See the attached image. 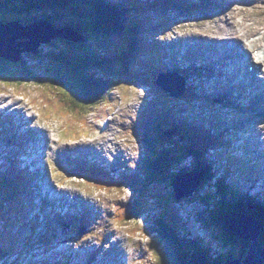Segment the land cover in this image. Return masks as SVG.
Returning <instances> with one entry per match:
<instances>
[{
	"label": "rangeland",
	"instance_id": "1",
	"mask_svg": "<svg viewBox=\"0 0 264 264\" xmlns=\"http://www.w3.org/2000/svg\"><path fill=\"white\" fill-rule=\"evenodd\" d=\"M138 2L143 3V0H138ZM148 4H152L151 0H148ZM188 2H193L196 4L195 1H189L184 0L181 1V4L178 5L177 8H172L168 6L169 3H164L163 5H166L168 8H166L163 13H160L158 15V19L165 23L170 25V28L167 29L164 33L161 34L163 38H161V43L163 45H159L162 49L156 53L155 55L151 52V57L156 60L157 55L162 56V61L159 62L165 63L168 62V65L173 68H176L177 66H182L183 63L189 64V62L184 61L183 57L179 60L175 57L174 53L168 52V48L170 47L168 42L172 40V37L174 38L176 34V38H179L180 36L183 37L182 33H178V26L179 29L182 28V26H186L189 24H195L197 21H191L179 25H175L174 22L170 24L173 20H175V17L178 14L179 10H182L184 8V5ZM147 4V2H145ZM172 5V4H170ZM197 5L194 6V9H198ZM154 13V11H151ZM132 16L134 17L135 21L140 22L149 20L147 15H151L154 17V14L152 13H136L135 11H132ZM11 15V14H9ZM229 16L228 13L217 15V17H226ZM157 18H153L152 21L155 24L161 25ZM66 19V18H64ZM259 23H261L262 19L258 18ZM214 23H209L206 25H213ZM158 25V26H159ZM149 30V29H148ZM183 30V29H182ZM238 33H241L239 29H236ZM39 31H36V34H38ZM185 33V32H183ZM39 35V34H38ZM123 38L117 39V46L122 47L123 46ZM158 38V37H157ZM153 41H158L155 38H152ZM54 41V47H51L50 44H46L45 46L41 47V57L37 59H29L26 60V66L31 65V62L34 63V65L38 66L41 70L42 67L45 65L43 63L46 62V59L44 56L46 53L50 52L51 49H54L55 47H59V42L56 40ZM173 43L176 44V39L173 41ZM66 48V47H64ZM171 51V49H169ZM175 50V47H174ZM246 50V48H245ZM68 53V52H67ZM170 55V59L166 56ZM6 62V61H5ZM208 68L205 71V76H207L210 81L207 83L206 86L208 88L210 85L217 84L218 86L225 85L223 90H219V94L223 98H227L231 101H233V105L225 107L224 111L220 113L225 125H226V131L231 130L235 137L238 138L239 136H242L244 132H246L249 128V125H244L243 129H238V126H241V124L238 122H244L248 120L251 117H254L257 113L256 111L248 110V112H244V108L242 106L243 103L241 102L240 98L236 97L234 91L230 89L229 86H227L225 83L217 82L214 78L215 75V67H217L220 63V59H216V57L211 58L210 63H206ZM146 64V63H145ZM190 65L193 64L190 62ZM150 72L156 73L155 68H153L151 65ZM143 70H148L143 65L140 66ZM4 71L0 73V89L3 88H9L11 87V84L18 85V82H12L10 79V72L12 71V67L10 64H5L3 66ZM97 78V76H95ZM43 80V78H42ZM41 81V80H40ZM186 81L188 79L186 78ZM28 84H31L32 81L27 82ZM186 83V82H185ZM116 84V89L112 90L111 96L107 99V102L102 105V103L99 106V103L95 106L91 107L88 104H85L84 102L77 101V104L74 102V105L77 109H72L68 111L70 114H74L75 111L79 113L84 108H87L86 110L88 114L87 121L91 123L95 127L97 124V130L90 129L87 125H82V123H74L76 119V114L72 115L71 117L65 118L67 124H70L71 129L67 130L65 132V135L68 136V140H66L62 136V127H65L64 124L65 121L62 120V116L55 114V111H50L51 115H55V117L50 118L49 112L45 113L42 110V106L44 108L48 107L47 102L43 101H52V97L50 92H52L51 88H55L54 85L49 84L47 81H42L41 84L38 83V87L34 86H26L20 85L17 86L14 90L18 91L20 93V96L15 95L12 91H7L6 93H1L0 97L1 99H4V101H0V107L5 106L7 104H14L11 105V110L16 111L21 110L24 112L25 108L28 112H31L26 115L27 118L32 117V122L28 123L25 120H23L21 123L14 121L16 120V116H13L14 123H17L19 126H21L22 129H19L20 134H18V146H15L13 148H9L6 146L5 143L0 142V168H3V171L10 170L13 171L12 173L21 172L22 170L28 169L31 172L32 180L30 183V189H29V195H32L34 192L36 194H40L38 190H34V187H40L38 184L34 182V177L38 171V159L40 157L43 158V154L47 153L48 159L43 160L44 165L48 167V178L47 176L44 177L45 180L48 179L49 183L52 188L55 189L56 192H70L73 194H77L85 199L91 200L95 205V209L93 210L91 216H89V220L86 218L83 214V210L81 209L79 211V217L77 218L76 213H72L70 215V208H63L62 205H55L52 199H49L47 202H43L40 206L39 202L37 203L35 198L33 197L30 200L31 208L25 209L24 201L25 199H22L23 196H18L16 194L17 199L19 200V207L20 209L16 208V205H13L12 207H8V205H1L0 204V233L1 228L3 226V222L11 221L14 225V231L18 230L17 233H21V239H23L25 242H22L21 240L17 243L14 250L11 252L9 256H7L6 260L8 262H15L14 264H32L33 256L29 253V247L30 245L33 248H37V252L43 254V252H40L42 245L41 243L46 244L47 246H57L56 249H58L56 252H48L45 251L47 255V263L48 264H60V262L56 261L54 259V253H57L60 251L61 247L59 246V243H57V240L61 237L68 236L72 239H74L77 242L83 243V240L86 238L92 243V247L94 250L96 249L98 253L101 255L106 254L108 256V259L114 261L117 259V262L121 264L120 259L115 256V251L117 252V246L118 249H121V246L126 249L127 257L125 258L126 264H161L160 260V254L159 249L156 250V248L159 246L158 239L153 235L149 234V236L145 237L140 232L136 231L132 235L127 234L128 232H131L130 229L134 230L135 226L142 227L140 222H143L147 216L143 214V216L140 218V220H132L131 222L125 225H118L116 220L113 219V209L117 208V214H120L123 209H120L114 205V201L117 200V204L119 202L122 203H129L131 201H137L140 205V209L146 211L148 213V210L150 212L148 215L150 217L154 218H163L160 213H162V208L168 212L169 215L176 216L180 220V224L182 225L183 229H186L184 232L189 233L190 237H198L200 239H203L207 242H209V238L206 237V233L199 227L197 224L191 223L190 219L193 217L192 209H188L187 206L183 204H176L174 203L171 206V200L170 198L169 203L166 205H162L160 199L162 197H170L167 194L162 193L163 191H167V193L171 192L172 189L169 188V183L166 181L165 183H153L150 184V181L145 186H138L139 183H142V177H139L140 169H139V162H137L140 159V155L138 153V146L137 143L132 135V129L137 130L136 126L139 124V127L142 128L141 120L144 118V116H148L150 120L154 119V114L158 111H161V109L158 106V101L160 105L163 107V102L165 101L164 96H159L157 99L155 95L152 93H148L146 88H137L135 86H131V88L127 89L124 88L122 84H118L117 82H114ZM122 86V87H120ZM186 86V84H185ZM209 90V89H207ZM206 90V91H207ZM206 93V92H205ZM61 92H59L57 89H55V95L59 96ZM1 95H5L2 97ZM111 98V99H110ZM202 99L203 96L201 97ZM168 99H173L170 96H168ZM189 102V112L191 113L192 110V98H188ZM9 101V102H8ZM53 101H56V99H53ZM70 103V98L67 100ZM167 102V100H166ZM73 103V102H72ZM200 101L197 102L198 105ZM60 104V103H59ZM58 104V105H59ZM191 104V105H190ZM60 108V106H58ZM102 105V106H101ZM91 107V108H90ZM98 107H101L98 109ZM175 106H171L168 108L170 112V116L173 117V120L176 121L175 117L177 119H182L184 117V107H186V103L180 104L178 107L179 109H175ZM183 107V108H182ZM1 109V108H0ZM62 109V108H61ZM37 110L41 112L39 115ZM64 110V109H63ZM99 110V111H98ZM65 111V110H64ZM66 112V111H65ZM179 112V113H177ZM10 113V111L8 112ZM189 113V114H190ZM1 114V112H0ZM251 114V115H250ZM2 115V114H1ZM3 118L4 116H1ZM66 117V116H64ZM116 119L115 125L116 131L110 134V127L107 125L108 121H113L112 119ZM5 119V118H4ZM53 119H58L57 121H54ZM132 119L136 122H133ZM126 122V124H125ZM155 122V121H154ZM177 122V121H176ZM258 125L264 124V115L260 117L259 120H256ZM96 123V124H95ZM111 128L114 127V125H110ZM154 125H150L151 131L155 133L153 130L155 128ZM39 128L41 130L42 139L46 140V152L45 147L40 143V140L36 138V134H33V131L36 128ZM37 130V129H36ZM129 131V132H128ZM3 133L2 131L0 134ZM123 133V134H122ZM32 134V135H31ZM112 134H116L117 140L114 141L113 147L111 146V151L106 152V163L108 165H102L104 166V169L106 171L111 172L112 169H116L117 176H114L117 180H120V175L131 173L133 175H137L139 177L138 180H135L138 182L135 185V188L138 189L140 192L136 194V191H134L132 188L130 189H123L120 192H112L111 191H102L97 192L95 189L90 187L85 181L77 179V177H74L73 175H69V171H72L73 164L71 162H57L53 156V153L58 157L62 152H66L68 149H76L82 150L84 153H89L84 150V146L87 143H91V145H95L100 148L104 146V143L107 139L112 137ZM220 135L227 138L226 133L221 132ZM30 135L32 136L31 139L33 141H37L39 143L34 144V149L32 152H30L27 147L30 146L28 144L30 140ZM130 135V136H129ZM57 136H60L61 138V144L59 145L57 143ZM39 137V136H37ZM26 139H28L26 141ZM178 139V137H177ZM62 142H65L67 145H63ZM27 143V147L26 144ZM100 143H102L100 145ZM236 145L237 149L239 148V145L236 143H233ZM42 147V150L39 152V148ZM163 149H169V145L166 143L162 146ZM123 149V150H121ZM140 149V147H139ZM45 152V153H44ZM80 152H75L74 154H78ZM122 153V154H120ZM116 155L117 161L115 162L113 160V157ZM242 155H246L245 152L242 151ZM29 157L33 161V166L28 167H21L20 164L23 163V160ZM65 157V155L63 156ZM10 158L9 163H5L6 159ZM4 159L3 161H1ZM27 160V159H26ZM264 160V159H263ZM50 162V163H49ZM114 165L115 167H111ZM42 175H38V177H41ZM112 176V177H113ZM255 177V176H253ZM246 180L248 181V178L246 177ZM257 182V181H256ZM249 183V182H248ZM41 184H43L42 188L46 189L47 184L46 181L41 179ZM250 184V183H249ZM23 185V184H22ZM21 185L20 188H23ZM169 188V189H168ZM3 188L0 187V197L8 199L5 195V191ZM262 189H264V186H262ZM133 192V193H132ZM184 191H180L179 195H183ZM162 193V194H160ZM37 195V196H38ZM173 195V194H172ZM43 196V199H46V195ZM158 197V198H157ZM79 200V199H78ZM77 200V201H78ZM38 201V199H37ZM173 201V200H172ZM65 202L67 205L71 206L73 205L72 200L70 198L65 199ZM37 203V204H33ZM52 203V204H50ZM161 203V204H160ZM41 207L38 211V207ZM92 206V204H91ZM93 207V206H92ZM148 208V209H147ZM3 209H9L12 210L9 213H3ZM164 211V210H163ZM10 216V217H9ZM156 216V217H155ZM77 218V219H76ZM221 225V224H220ZM220 225L215 224V231L216 233L219 232ZM23 226V227H22ZM22 227V228H20ZM222 227V225H221ZM20 228V229H19ZM91 229V230H90ZM223 229V228H222ZM84 230L85 234L82 235V237H79V232ZM183 233V232H182ZM65 237L62 238V241H64V244H68L70 241V238ZM2 247H7L5 240L0 242ZM9 245V244H8ZM71 245V244H70ZM196 250L195 252H201L203 250V247L201 244H195ZM222 249V248H220ZM115 250V251H114ZM161 251H163V246L161 245ZM36 252V253H37ZM68 254H74L76 257H74V261H80L82 263L83 260L86 261V259L90 256L91 251L88 247V245H74L72 247V251L66 250ZM237 253L233 252V249L229 251V249H226L224 251V255L227 253ZM102 259H100L96 264H101Z\"/></svg>",
	"mask_w": 264,
	"mask_h": 264
},
{
	"label": "trees",
	"instance_id": "2",
	"mask_svg": "<svg viewBox=\"0 0 264 264\" xmlns=\"http://www.w3.org/2000/svg\"><path fill=\"white\" fill-rule=\"evenodd\" d=\"M22 1L26 3L40 2L43 5L52 7L63 6L70 3V1L73 2V7L75 3H81V5L77 6V15L79 20L75 24L78 28H76L77 31L84 35V40L75 44L66 43V45H63L66 46V49L55 48L56 50L48 53L46 56H44L46 62L43 63L45 64L42 67L43 70H41L38 66L35 67V65L31 66L27 64L26 66V60L28 59L24 58V56H22L20 61L15 64H11L0 59V73L4 71L3 66L5 64L11 65V81L13 80L12 76H18L22 78V81L24 82L25 80H33L32 82L41 84L42 81H47L49 84L54 85L55 88H51L52 92H50V94L52 100L56 99V109L71 117L77 113V111H75L74 114L68 113V111L72 109H77L74 105V102L76 104L77 101L84 102L85 104L93 107L96 104L99 103L100 105L103 101H105L110 95V92L116 86L114 84V82H117L115 81L116 77L128 84L137 83L133 85H139L141 80H143L139 79V73H137L135 70V68L140 66L139 56L142 48L136 47L134 43L140 37L138 33H141L144 26L149 25L148 21H146L145 25L144 23L137 22L132 24L126 21L125 15L128 13V11L126 12V10L123 9L121 5H117L114 0H102L101 2L103 5H100L94 0ZM6 2V0H0V12L2 13L8 12V10L5 9ZM84 5L87 10L84 9ZM127 7L131 9L137 8L135 4H129ZM90 8L92 10H89ZM91 13L93 14L91 19H84L85 14ZM54 15L57 16L56 12ZM44 18L51 20L48 16H45ZM6 19V17H3L0 18V21L5 23ZM124 34L130 39L125 51H118V46H116L114 49L113 44V46H109V50H112L113 52L110 54L107 53V45L106 47L101 48V55L105 58L102 60H96L99 58L97 57L98 52L96 49L98 47V41L101 38H104L107 35L112 37L115 35L120 36ZM140 41L142 40L140 39ZM70 50L74 51L73 54L69 53ZM116 67H118V70L115 69ZM35 71H38L39 74H37ZM95 76H97V78ZM55 89H59L58 91L61 92L59 96L55 95ZM68 98H70V103L67 101ZM49 104L52 106L51 101H49ZM57 105L60 106V108H58ZM86 109L87 108H84L83 110ZM83 110L76 114V121L86 122L88 112ZM144 119L149 124L150 120L148 117H144ZM143 127L149 129V126H144V124ZM157 131L161 133V129H158ZM145 132H147L146 129ZM187 134L180 131L177 132V136L182 135L187 137V144L193 143L188 148H192L191 153H195L196 157L200 158L199 152L197 149H194L198 146V139L195 138L194 135L191 136L190 133ZM148 136L153 141L158 142L159 144L162 143V140L157 134L154 136H152V134ZM143 142L145 143L147 156L142 160L144 167L140 168L142 171L141 174L145 176V179L152 180L153 183H156L158 180L163 181L164 183L165 181H169L168 171L174 166L170 163L172 160L169 159V157H167V159L163 158L162 153L155 154L156 150L152 152V145L144 136ZM199 144H202L201 139H199ZM195 170L201 173L202 178H208L210 172L208 168H203L201 166L199 167V163H197ZM201 181L203 186H200V188L197 189L194 194H192L190 198L192 200H189L190 204H192L194 208H203L206 212H212L214 209L219 211L221 208V216L222 214H231L234 212H244L253 216L255 219L259 220L260 224L262 225L263 230L259 236V241L264 247V203L247 196H237L233 193V191L222 186H219L218 190L215 189L217 193H212V190L210 189L204 193L203 179ZM100 185L103 184L101 183ZM107 185L108 188H110L111 183ZM225 194H228V196ZM160 201L162 205H166L170 201V198H161ZM173 204L174 202L171 203V206ZM197 211L192 210L195 221L203 220V215L199 214ZM149 212L150 210H148V213ZM148 213H146L147 218H145L143 222H140L142 227H139V229L146 234H155L158 237V249L159 252H161V258L159 261L161 264H192L191 251L194 250L193 248H196V246L190 237L186 238V235H181L183 228L180 224L179 218L169 215L164 208L162 209V213H160L163 218L157 219L150 217ZM142 214H144V211L140 209L138 202L136 200L131 201L125 206L121 213L118 214V222L121 225H125L132 220H140V218L143 216ZM217 217L218 216H216V218ZM216 218V224L220 225L221 223L219 222V219L217 220ZM207 226H210V224L208 223ZM215 232L216 231H214L213 237L215 240L220 241L219 246L222 248L220 250L223 254L226 249H229L230 251L234 247L235 248L233 249V252L238 251L237 253L228 252L226 257H235L238 253L241 254L242 257L245 255L244 250H247L248 246L244 248L240 242L230 239L224 235L222 233L221 225L219 227V232H217L218 235ZM161 245L163 246V251L160 250ZM0 257L3 258L1 254Z\"/></svg>",
	"mask_w": 264,
	"mask_h": 264
},
{
	"label": "bare ground",
	"instance_id": "3",
	"mask_svg": "<svg viewBox=\"0 0 264 264\" xmlns=\"http://www.w3.org/2000/svg\"><path fill=\"white\" fill-rule=\"evenodd\" d=\"M164 1L166 3H170L167 0H164ZM206 1L208 2V4L211 5V4H214L216 0H206ZM242 1H250L251 3H253V5L255 6L254 12L250 14L247 13L246 18L245 16L240 18V12L243 9H239V8L237 9L236 7H233L235 2H240V1L230 0L229 2L231 3V6H228L225 9L231 13L229 14V17H226L224 19L211 17L205 20L206 22L214 23L213 25H206L204 22L190 24V26H188L187 28L186 33L183 34V37L180 36L179 38L176 39V45H175L174 52L185 51L187 53L199 55L200 57L206 60L211 59L212 56L218 57L221 60V63L219 65V68L216 70V73L214 76H216V74L218 73L221 74V73L226 72V76H225L226 85L228 86L231 85L230 89L236 90V91H239L240 87L242 86L243 93L237 94V95L242 96V97L250 96L249 101L252 103L253 109L257 110L260 114H264V90L263 91L260 90L257 84V81L255 79V76L251 75L249 72H247L244 69L245 64H244V61H242V56L244 54H241V55L239 54V53H242L245 48H249L248 44L246 43V40L248 38L249 46L251 47L253 54H254V51H257V53L254 54V57H252V59L248 63V70L251 71L253 66H257L256 69H258V66H261V65L264 67V46H263V43H264V9H263V4H262L264 3V0H242ZM220 3H224V1L221 0ZM236 10L237 12L235 13V16H234L233 12H235ZM258 18L262 19L261 23H259ZM246 21L252 24H247ZM236 29H239L241 33H238ZM261 29H262L261 37L250 40V37L255 32H259ZM147 39L150 42L153 41L149 38ZM227 52L230 53V56L226 54ZM224 57L227 58V61L229 62L228 65L224 62L223 60ZM142 65L148 70L151 69L150 66H148L149 64L142 63ZM238 75H242V78L239 81L241 83L238 82V79H237ZM133 84H137V83H133ZM236 87H238V90L235 89ZM254 92H256V95H253ZM252 95L255 99L251 98ZM189 96L192 98L193 93H189ZM254 118L257 120L258 116H254ZM112 120L113 121L107 122V125L110 127V134L116 131V127H117L115 125L116 119L114 118ZM132 121L136 122L133 119ZM110 125H114V127L111 128ZM95 127H97V124L95 125ZM255 132H256L255 135H257L258 137L247 138V139H242V140L247 141L248 148H249V151H248L249 154H252L255 160L259 161L260 163H264V160H263L264 151H261L256 148V146L259 144V139H263V142H264V124L260 125L258 128H255ZM218 133H221V132L218 131ZM227 134L228 133H226V135ZM229 136L231 135L228 134L227 138H229L230 141H232L233 143L237 142L236 139H233L234 137H229ZM115 140H117V136L113 134L111 138L105 141L104 146L102 148L99 147V148H96L95 150L97 152H102L106 155V152H109L112 150L111 146L113 147ZM85 148H86V145L84 146V150ZM64 153L65 152H62L60 155L64 156ZM61 162H63L62 159H61ZM24 164L25 166H27L28 165L27 161L26 162L24 161ZM261 167H262V170L264 171V165H261ZM39 168H42V166H40ZM191 175L199 179L197 176H195V174H191ZM252 175L255 176L254 177L255 179L258 177V175L254 172L252 173ZM38 178L43 179L45 181V178L43 176L38 177ZM107 178L109 180H117L114 176L110 177L107 175ZM261 179H262L261 185H258V182H256V180L253 181V184L254 185L256 184L258 186H264V180L262 176H261ZM117 181L125 182L126 179L124 178V176H121V179ZM39 203L41 202L39 201ZM125 204L126 203L119 202L118 206L120 209H123ZM242 214L244 213L242 212ZM241 217H242V220L244 221L245 220L244 215H242ZM132 232L135 233L136 231L132 230ZM143 236L147 237L149 236V234H143ZM157 249L158 247L156 248V250ZM159 254L161 256V252H159Z\"/></svg>",
	"mask_w": 264,
	"mask_h": 264
},
{
	"label": "water",
	"instance_id": "4",
	"mask_svg": "<svg viewBox=\"0 0 264 264\" xmlns=\"http://www.w3.org/2000/svg\"><path fill=\"white\" fill-rule=\"evenodd\" d=\"M41 33L36 34V31ZM49 26L34 25L30 27H23L20 22H0V59L15 64L20 61L22 54L29 52H37L41 43H49L52 36L62 35L65 39H72L73 41H80L79 39L71 37L67 31H59L52 33L48 31ZM43 35V36H41ZM22 41V42H18ZM39 74L38 71H35ZM12 82H23L22 78L12 76ZM33 81V80H32ZM25 82H30L25 80ZM23 85V83L21 84ZM181 179V178H180ZM186 182V184H184ZM180 187L182 188L183 196H178V199L188 198L196 190L197 182L180 180ZM178 183V184H179ZM244 215L245 220H242ZM222 226L224 234L230 239L240 241L248 246L245 255L240 259L228 261L225 264H263L264 262V247L259 241L262 225L251 215L248 214H227L222 217ZM157 238V237H156ZM195 260L193 264H209L202 258L193 257ZM219 264V262L212 263Z\"/></svg>",
	"mask_w": 264,
	"mask_h": 264
}]
</instances>
